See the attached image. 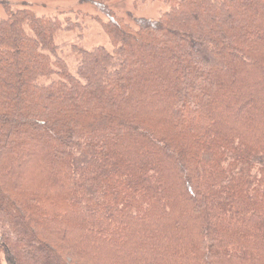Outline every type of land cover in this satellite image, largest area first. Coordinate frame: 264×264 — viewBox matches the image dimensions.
<instances>
[{"label": "trees", "instance_id": "obj_1", "mask_svg": "<svg viewBox=\"0 0 264 264\" xmlns=\"http://www.w3.org/2000/svg\"><path fill=\"white\" fill-rule=\"evenodd\" d=\"M79 1L1 4L0 264H264V0Z\"/></svg>", "mask_w": 264, "mask_h": 264}, {"label": "rangeland", "instance_id": "obj_2", "mask_svg": "<svg viewBox=\"0 0 264 264\" xmlns=\"http://www.w3.org/2000/svg\"><path fill=\"white\" fill-rule=\"evenodd\" d=\"M3 2H7L12 9L26 8L38 16L56 17L62 24L64 22L76 24L78 29L73 33L63 32L59 35L61 41L70 43L80 34V43L87 49L93 46H102L108 50L111 48L99 22L96 21L98 19L104 21V18L91 4L79 0H0V19L5 17L1 5ZM109 6L132 27H135L136 19H156L160 13L166 11L162 0H112ZM67 55L68 62L73 67L75 62L68 50L64 52V56ZM2 260L0 254V261Z\"/></svg>", "mask_w": 264, "mask_h": 264}]
</instances>
